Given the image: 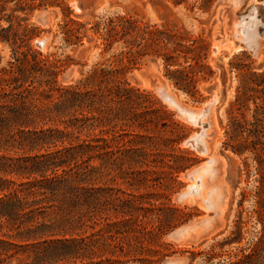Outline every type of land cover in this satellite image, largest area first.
Wrapping results in <instances>:
<instances>
[{
	"label": "rangeland",
	"instance_id": "1",
	"mask_svg": "<svg viewBox=\"0 0 264 264\" xmlns=\"http://www.w3.org/2000/svg\"><path fill=\"white\" fill-rule=\"evenodd\" d=\"M20 1L26 11L17 10L19 0H3L5 8L0 13V26L7 28L11 24L17 37L23 38V42L13 50L9 43L0 40V70H3L0 73V85H9L12 74L4 71L9 70L10 63L14 62L15 51L19 54L25 53L24 57L28 63L25 66L27 82L23 85H30L33 92L29 99L31 112L27 113L30 126L21 129L16 126L12 129L11 134L19 139L15 143L17 148L7 150L4 155L19 161L45 151L52 152L77 146L86 139L99 136V129L92 132L90 138L87 131L74 133L63 138L55 146L51 144L42 150L37 148L33 151L21 144L23 137L29 136L30 132L48 131L56 127L65 129L60 120L80 117L72 111L67 116L56 118L50 112L56 95L53 87L78 84L93 68L106 64L119 51L116 46L109 52L103 51L100 36L91 29L97 23L127 15L151 26H167L185 34L188 39L203 40L206 48L199 42L197 46L200 50L197 51H200L201 63L205 64L208 70L204 72L205 79L198 76L196 86L201 95L199 100L174 86L159 58L147 56L125 73L124 78L131 87L151 94L159 105L172 114L171 121L180 124L183 129L171 125L166 132L153 135L160 137L163 134L164 137L172 139L182 137L181 143L175 144L174 147H151L147 158L153 162L136 163L131 159L129 164L122 167L115 162L112 168L109 166L105 171V168L102 169L105 176L99 180L97 187L112 190L116 203L119 197L131 198L135 201V206L147 211L143 223L145 231L149 234L129 235L125 244L131 250L130 255L121 258V262L116 264H166L168 260L184 261V264H264V244L258 243L262 226L252 216L250 200L245 202L241 210L242 215L238 217L239 194L242 190L249 191L253 183L246 182L245 176L240 175L242 159L223 147L230 105L235 100L238 85L250 82L256 75L264 76V35L261 38L259 57H254L243 48L237 38L240 36L243 39L244 36V20H240V17L247 14L254 4L264 0H186L179 5L171 0ZM28 3L31 7H28ZM42 15H45L44 20L41 19ZM70 20L86 24V36L77 44H69L65 40L63 30ZM44 39L48 42L41 49L36 42ZM35 53H38L37 59L34 58ZM37 60L40 61L36 67ZM161 89L172 94L180 106L197 112L215 97L213 107L203 120L208 123L205 133L210 154L200 155L185 145L189 137L200 132V127L189 122L179 114L176 107L165 102L159 94ZM121 145L122 142L116 144V148ZM181 150L189 151L194 160L187 163L183 161ZM117 155L121 156L119 153ZM134 158L140 159L137 154ZM211 160L213 163L210 170L199 178L202 189L195 195L181 200L180 196L195 182L191 174L205 167ZM164 162L166 164H163ZM93 164H98V161ZM177 164H185L187 168L176 170ZM125 174L129 177L132 175L134 181H131V185L126 182ZM4 180L8 182V188L0 192V199L4 194L19 189L22 183L29 181L19 174L4 176ZM224 194V202L221 203ZM203 201H208L212 205L211 208L206 209ZM47 212L50 213L49 210ZM109 214L111 215L112 211ZM50 219L49 214L41 218L46 224L50 223ZM8 229L6 219L0 218V241L15 244V248L10 247L8 252L0 249V264H30L33 251L25 252L22 245L26 243L12 239L11 235L16 232ZM183 230L187 232L181 233ZM174 232L181 236L174 238ZM91 233L92 230L89 229L80 233V237L90 236ZM53 238H62V234ZM53 238L47 235L36 241L42 244L40 251L47 253L46 243ZM256 244L257 248L251 252ZM244 255L248 256L244 259ZM49 261L39 264H83L80 260Z\"/></svg>",
	"mask_w": 264,
	"mask_h": 264
},
{
	"label": "trees",
	"instance_id": "2",
	"mask_svg": "<svg viewBox=\"0 0 264 264\" xmlns=\"http://www.w3.org/2000/svg\"><path fill=\"white\" fill-rule=\"evenodd\" d=\"M171 1L179 5L186 0ZM17 4V10L26 11L20 0ZM28 7H31L30 3ZM4 8V2L0 0V13ZM13 29L11 24L7 28L0 26V40L9 43L14 50L23 38L17 37ZM91 29L100 36L104 52H109L114 46L119 51L106 64L93 68L78 84L67 87L55 85L53 90L56 95L50 108L56 118L67 116L72 111L80 117L60 120L65 129L56 127L30 132L29 136L23 137L21 144H25L30 151L42 150L47 145L55 146L74 133L87 131L89 137L96 129L100 130L98 137H89L77 146L45 151L19 161L12 160L4 155L7 150L17 148L15 143L19 139L11 134L12 129L30 126L27 113L31 108L29 99L33 92L30 85H23L27 82L25 53L15 51L14 62L10 63L8 72L4 71L12 74L9 85H0V192L8 188L4 176L19 174L29 180L22 183L19 189L3 195L0 199V218L6 219L8 230L16 232L11 235L12 239L26 243L22 245L25 252L33 251L30 264L49 263V260H80L83 264L120 263L121 258H127L131 252L125 239L136 233L149 234L143 223L146 209L135 206L131 198L119 197L116 203L112 190L96 185L105 176L102 169L112 168L115 162L119 167L129 164L131 159L136 163L153 162L147 158L151 147H174L182 140V137L172 139L163 134L160 137L153 135L166 132L171 125L180 129L183 127L171 121L172 114L151 94L131 87L124 78L127 69L147 56L159 58L175 87L196 100L201 98L196 83L198 76L205 79L204 72L208 70L201 63L200 51H197L199 42L206 48L203 40L188 39L185 34L167 26H151L127 15L109 18ZM63 31L67 43L77 44L86 36V24L70 20ZM34 56L37 59L38 53ZM121 142V147L116 148V144ZM223 147L242 159L240 175L245 176L246 182L253 183L249 191L242 190L239 194L238 217L242 215L245 202L250 200L252 216L262 226L258 243L264 244L263 75H256L250 82L238 85L235 100L230 105ZM180 152L186 163L194 160L189 151ZM136 154L139 160L134 158ZM94 161L98 164L94 165ZM186 168L185 164L175 167L176 170ZM124 176L131 185L134 181L132 175ZM48 214L51 219L46 224L41 218ZM89 229L92 230L90 236L80 237V233ZM58 234H62V238H53ZM47 235L53 239L46 243L45 253L40 251L42 244L36 241ZM257 245L250 251H255ZM10 247L15 248V244L0 241V249L4 252H8ZM95 259L99 261L95 262Z\"/></svg>",
	"mask_w": 264,
	"mask_h": 264
},
{
	"label": "water",
	"instance_id": "3",
	"mask_svg": "<svg viewBox=\"0 0 264 264\" xmlns=\"http://www.w3.org/2000/svg\"><path fill=\"white\" fill-rule=\"evenodd\" d=\"M239 1H241V0H239ZM254 18L256 20H258V25H257L258 38H256L254 41L250 38H247V37H244L243 39H241L240 36H237V38L243 44V48L247 49L254 57H259L260 47H261V38L264 35V1L259 2L257 4H254L249 9L247 14L242 15L240 17V20H244L246 23H249V22H252V20H254ZM243 33H245V31ZM36 45L39 48L43 49V47L45 46V41H43V40L37 41ZM215 51L216 50L214 49V52ZM159 94L162 97V99L165 102H167L168 104H171L173 102L171 98L167 97L164 94V92H160ZM213 103H214V97L205 104V107H203L202 113L204 115L207 114L209 107H211L213 105ZM176 109L179 112V114L184 117L185 110L183 108H181L180 106H177ZM191 117H192V120L191 121L188 120V121L194 125L199 126L200 132L196 135L189 137L186 140L185 145L189 146L190 148H192L194 151H196L200 155H207L206 154L207 148H206L202 138L204 137L205 130L208 127V123L202 122L201 118H196L193 115H191ZM186 190L187 191L180 196L181 200H185V199L189 198L190 196H188V195H191V196L195 195V190L193 188L188 186ZM224 198H225V194L222 197L221 203L224 202ZM203 203L205 205V208L208 209L207 207H209V203L207 201H203ZM180 236L177 235L175 232L173 233V237L176 239H178ZM171 261L172 260L166 261V264H171ZM182 264H184V261L182 262Z\"/></svg>",
	"mask_w": 264,
	"mask_h": 264
},
{
	"label": "bare ground",
	"instance_id": "4",
	"mask_svg": "<svg viewBox=\"0 0 264 264\" xmlns=\"http://www.w3.org/2000/svg\"><path fill=\"white\" fill-rule=\"evenodd\" d=\"M44 16L45 15H42L41 16V19L42 20H44ZM39 19H40V17H39ZM244 23V27L242 28V33L245 31V33H243V38L244 37H247V38H250V39H252L253 41L256 39V38H258V32H257V25H258V20H256L255 18H254V20H252V22H249V23H246L245 21L243 22ZM254 28V29H253ZM251 29V30H250ZM253 29V30H252ZM40 41H42V40H40ZM43 41H45V46L47 45V40L46 39H44ZM44 46V47H45ZM43 47V48H44ZM160 92H164V94L167 96V97H169V98H171L172 99V103L170 104L171 106H173V107H176L177 108V106H180L179 105V103H178V101L176 100V98L172 95V94H170V93H168L165 89H161V91H159V93ZM214 103H215V97H214ZM214 103H213V105H214ZM213 105L211 106V107H209V110H208V112H207V114L210 112V109L213 107ZM181 108H183L184 110H185V114H184V117L186 118V119H188L189 121H191L192 120V117H191V115H193L194 117H196V118H201V120H202V122H205V121H203L204 120V118L206 117V115L207 114H203L202 113V109H201V111L200 112H196V111H192V110H189V109H186V108H184V107H182V106H180ZM204 107H205V105H204ZM192 113V114H191ZM206 131V130H205ZM203 139V142H204V144H205V146H206V148H207V150H206V154H210L209 153V146H208V144H207V140H206V133H204V137L202 138ZM213 163V160H211V161H209L208 163H207V165L205 166V167H203L202 169H199V170H196V171H194L192 174H191V177H193L194 179L197 177V181L199 180V178L201 177V175L202 174H204L205 172H207V171H209L210 170V165ZM189 187H191V188H193L194 190H195V194L198 192L196 189H195V187L194 186H189ZM188 196H190V195H188ZM223 197V196H222ZM222 197H221V199H222ZM208 202V201H207ZM209 203V202H208ZM211 204L209 203V207H207L208 209H210L211 208ZM187 232V230H183L181 233H186ZM171 264H182V261H171Z\"/></svg>",
	"mask_w": 264,
	"mask_h": 264
},
{
	"label": "flooded vegetation",
	"instance_id": "5",
	"mask_svg": "<svg viewBox=\"0 0 264 264\" xmlns=\"http://www.w3.org/2000/svg\"><path fill=\"white\" fill-rule=\"evenodd\" d=\"M186 109H188V108H186ZM209 153H210V150H209ZM192 186H194L197 191H200L202 189L201 179H199L197 181V177H196L195 182L192 184Z\"/></svg>",
	"mask_w": 264,
	"mask_h": 264
}]
</instances>
